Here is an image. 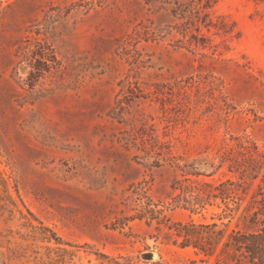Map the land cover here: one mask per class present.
Returning <instances> with one entry per match:
<instances>
[{"label":"rangeland","instance_id":"rangeland-1","mask_svg":"<svg viewBox=\"0 0 264 264\" xmlns=\"http://www.w3.org/2000/svg\"><path fill=\"white\" fill-rule=\"evenodd\" d=\"M208 1L0 0V264H242L264 0Z\"/></svg>","mask_w":264,"mask_h":264},{"label":"trees","instance_id":"trees-1","mask_svg":"<svg viewBox=\"0 0 264 264\" xmlns=\"http://www.w3.org/2000/svg\"><path fill=\"white\" fill-rule=\"evenodd\" d=\"M211 0L206 4L207 7H211ZM224 25V24H222ZM233 184L231 180H227L221 185ZM260 203V206L257 209H254L250 214L244 215L249 222L251 223L252 229L247 231L237 230L233 231L231 234V240L226 243V248L223 258H218L217 262H224L226 259L232 256L230 249L233 247L235 250L240 252V261L242 264H264V199ZM181 224V223H179ZM195 225V223H191ZM216 224H201L202 227L215 226ZM219 235L222 236V232H219ZM188 241V240H187ZM202 252L206 255H210L211 252L208 249L200 247Z\"/></svg>","mask_w":264,"mask_h":264},{"label":"water","instance_id":"water-1","mask_svg":"<svg viewBox=\"0 0 264 264\" xmlns=\"http://www.w3.org/2000/svg\"><path fill=\"white\" fill-rule=\"evenodd\" d=\"M143 257H144L145 259H153V258L155 257V253H154V252H148V253H145V254L143 255Z\"/></svg>","mask_w":264,"mask_h":264}]
</instances>
